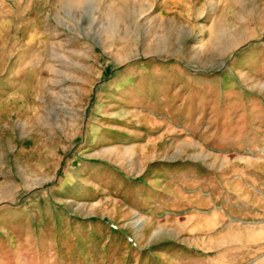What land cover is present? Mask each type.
<instances>
[{"label": "rangeland", "instance_id": "374dc122", "mask_svg": "<svg viewBox=\"0 0 264 264\" xmlns=\"http://www.w3.org/2000/svg\"><path fill=\"white\" fill-rule=\"evenodd\" d=\"M0 264H264V0H0Z\"/></svg>", "mask_w": 264, "mask_h": 264}]
</instances>
